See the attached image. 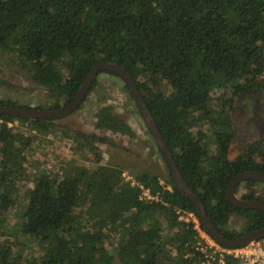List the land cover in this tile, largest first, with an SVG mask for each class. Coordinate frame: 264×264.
I'll return each mask as SVG.
<instances>
[{
	"label": "trees",
	"instance_id": "16d2710c",
	"mask_svg": "<svg viewBox=\"0 0 264 264\" xmlns=\"http://www.w3.org/2000/svg\"><path fill=\"white\" fill-rule=\"evenodd\" d=\"M0 48L19 56L26 76L54 98L53 107L75 95L94 62L123 66L215 228L232 237L264 225L263 210L235 207L225 195L234 174L264 173V140L229 158L233 130L226 108L213 99L228 93L230 103L263 69L264 0H0ZM94 113L96 127L133 133L109 105ZM19 125L37 132L24 135ZM51 130V119L0 113V215L20 180L27 146L36 141L43 150L41 133ZM73 138L97 166L59 175L43 166L16 221L38 251L18 253L0 228V264H191L200 257L192 245L196 232L176 219L173 206L198 213L170 177L167 187L156 174L137 171L134 178L158 195L139 199L138 187L122 181L120 166L102 159L97 142L105 136L76 130ZM232 213L243 218L242 231L227 226Z\"/></svg>",
	"mask_w": 264,
	"mask_h": 264
},
{
	"label": "rangeland",
	"instance_id": "374dc122",
	"mask_svg": "<svg viewBox=\"0 0 264 264\" xmlns=\"http://www.w3.org/2000/svg\"><path fill=\"white\" fill-rule=\"evenodd\" d=\"M21 60L19 56L12 51L0 48V78L4 80L8 85L4 86L0 82V98H12L18 100H28L30 102L35 100H46L45 94L41 90H35L25 84V78L23 76L24 68L20 66ZM11 73V75H10ZM8 79V81L6 79ZM218 96V97H216ZM228 93L214 94L213 99L218 105H223L224 108L228 107ZM111 99L114 107L117 111L121 112L122 116L131 123L132 126L143 132V139L138 141H127L125 136L110 135L114 141H117V145L99 144L100 154L102 159L113 166H120L121 172H125L126 175L134 177L135 173L140 170H148L156 174L161 184H165L169 187L168 168L161 157L152 148L150 137L145 133L142 127L141 121L137 117V113L134 107H132L130 100L126 97L122 91L119 81L114 77L99 76L93 93L86 99L78 110L74 113L66 116L68 120L72 122L74 126L91 125L92 110L99 103ZM234 113L235 109L233 110ZM59 121V120H58ZM56 121V122H58ZM65 122V121H63ZM76 123V124H75ZM17 126V125H16ZM204 128V127H203ZM19 130H22L24 135L30 134L29 132H37L33 129L24 128L19 125ZM103 134V131L100 130ZM42 141L46 142V147L39 151V143L31 142L26 150L27 161L22 164L18 170V178L21 180L15 181L16 188L11 190L10 203L7 205L5 212L0 215V228L4 234L5 240L13 241L16 245V251L22 255L32 257L37 250L38 244L31 240L29 235L19 232L16 221L21 211L22 198L25 197V192L29 189L30 184L33 181L34 176L43 168L48 166L54 175H59L62 170H67L68 173L74 172V170H87L97 166L98 162L86 155L81 147L77 149L76 144L68 134L62 130L52 127L50 132H42ZM128 145L134 148L137 156L129 151H125L120 146ZM75 148L73 150V148ZM63 168V169H62ZM67 173V172H66ZM122 181L123 178H122ZM84 198V197H83ZM82 202V198L78 199V203ZM78 210L81 213L82 206L78 204ZM227 226L235 231H241L244 226L243 219L236 214H232L227 223ZM3 238V239H4ZM116 241V240H115ZM102 245L110 249V244L106 238H104ZM262 243H259V246ZM261 251V250H260ZM259 251V252H260ZM264 255H259L261 257ZM116 261L113 259V262Z\"/></svg>",
	"mask_w": 264,
	"mask_h": 264
},
{
	"label": "flooded vegetation",
	"instance_id": "af4514ba",
	"mask_svg": "<svg viewBox=\"0 0 264 264\" xmlns=\"http://www.w3.org/2000/svg\"><path fill=\"white\" fill-rule=\"evenodd\" d=\"M10 75H11V73H10ZM101 75H103V76L107 75L109 77H114L119 81L121 88H122V91L125 93L126 97L130 100L132 107H134L136 110V113H137L136 118L139 121H141L142 127L145 130V133L148 134V136L150 137V142H148V145H150V143H151L152 148L155 150V153H157L159 155V157H161L162 153L160 152V150H159L156 142L154 141L145 121L143 120L127 85L124 83V81L119 76V74L114 72V71H110L107 69H98L94 73L93 77L91 78L90 83H89L81 101L78 103V105L74 109H72L66 115H63L60 117H54V118H48V117H32V118L51 119L52 120V127L54 126L57 129L62 130L63 132L68 134L70 137L75 136L76 130H80L83 132H93V133L98 134V135H103L107 138V141L102 142V143L103 144L106 143V144L112 145V146L117 145L118 142L114 141V139L111 138V136H110L111 134L115 135V136H125L127 141H133V142L138 141L140 139H143V137H144L143 132L141 130L137 129L136 127L132 126L131 123H129L122 116L121 112H119L115 109L114 104H113L111 99H107V100L99 103L98 105H96L93 108V110H92L93 114H92V119H91L92 123L89 126H87V125H83V126L78 125L77 126L76 123H75L76 126H74L72 124V122L70 120H68V118H66V116H68L69 114H72L76 110H78L80 108L81 104L86 99H88V97H90V95L94 91V88L96 86V82L98 81L99 76H101ZM23 76L25 78V84L26 85H29V87H31L32 89L35 88V90H37V91L41 90L44 92L46 100L40 99V100H35V101L30 102L28 100H18V99H12V98H0L1 100L11 99V100H14L17 104H19L16 106L29 107V108H35V109H53V108H58V107L64 106L67 103L66 102V103L61 104V101H59V103H60L59 106H56V107L51 106L54 104V98L52 96L48 95L47 91L43 88V86L36 84L35 82L31 81L26 76V71L23 72ZM6 80L8 81V79H6ZM0 82L4 86L8 85L6 82L4 83V80L1 78H0ZM89 90H90V92L84 98L85 94ZM0 104H3V103H0ZM229 104H230V106L227 107L226 110H227V114H228V118H229V123L231 125L232 130H233V135H232L231 139L228 141L227 156L229 158L233 159L235 157L241 156L245 152V149L247 148L248 145L253 144L254 142H257L259 140H264V66H263V69L256 75L253 83H251L247 86L245 85L242 92H239L236 95L232 94L231 102ZM4 105H7V104H4ZM103 105H109L110 109L114 113L119 114L123 118V120L130 126L133 133L131 135L126 134V133H116V132L109 131L108 129L96 127L95 126L96 117H95L94 112L96 110H98V108L100 106H103ZM234 109H235L236 113H234V111H233ZM56 121H58V122H56ZM63 121H65V122H63ZM100 130L103 131V134L100 133ZM102 143L97 142V146L99 144H102ZM156 147H157L158 151L161 153V155L157 151ZM120 148L124 149L125 151H129L132 154H134L135 156H137L136 151L131 146L124 145V146H120ZM98 150H99V146H98ZM161 158L165 162L163 156ZM243 171H247V170H243ZM250 171H254V170H250ZM256 172H258V171H256ZM238 173H240V172H238ZM259 173H262V172H259ZM246 179L252 180V183L247 184L245 181ZM251 192L253 194L252 197L242 196L243 194H246V193L249 194ZM234 193L237 197H239L241 199H255V200L264 201V181L255 180V179H251V178H243L234 185ZM235 207H238V208H255V207H239V206H235ZM232 214L238 215L237 213H232ZM244 232H247V231H243L237 235H240ZM237 235H235V236H237Z\"/></svg>",
	"mask_w": 264,
	"mask_h": 264
},
{
	"label": "water",
	"instance_id": "95a60500",
	"mask_svg": "<svg viewBox=\"0 0 264 264\" xmlns=\"http://www.w3.org/2000/svg\"><path fill=\"white\" fill-rule=\"evenodd\" d=\"M98 69H107L110 71H114L119 74L122 78L124 83L127 85L134 102L145 121L154 141L156 142L162 156L165 160V163L168 167L170 179L172 184L182 193H184L190 202L193 204L196 212L198 213L200 222L205 229V231L219 244L225 247H236L240 245H244L250 241H254L259 237L264 235V225L244 232L240 235L233 236V237H225L223 236L212 224L210 219L208 218L204 206L200 201L196 192H194L187 182L182 177L175 160L172 156L171 151L167 147L161 133L159 132L155 121L153 120L151 113L145 103L141 92L139 91L138 87L136 86L133 78L127 72V70L112 61L108 60H98L91 65L89 70L87 71L86 75L84 76L79 88L77 89L75 95L72 97L70 101H68L64 106L53 108V109H35L29 107H22L16 105H4L0 104V113H5L7 115H11L14 117H25V118H32V117H60L69 113L72 109H74L78 103L81 101L91 78L93 77L94 73ZM243 178H251L255 180H262L264 181V174L259 173L256 171H242L233 175L228 183L225 190L226 198L230 203L235 206L239 207H255L260 208L264 211V201L255 200V199H241L237 197L234 193V185Z\"/></svg>",
	"mask_w": 264,
	"mask_h": 264
},
{
	"label": "built area",
	"instance_id": "2783aa9c",
	"mask_svg": "<svg viewBox=\"0 0 264 264\" xmlns=\"http://www.w3.org/2000/svg\"><path fill=\"white\" fill-rule=\"evenodd\" d=\"M17 123L16 119L7 122V125ZM122 178L130 185L138 187V198L146 201L157 200V193H152L149 188L125 172H121ZM173 211L176 219L186 225H190L197 234L193 249L199 251L200 257L191 264H264V235L254 241L236 247H225L216 242L199 225V218L192 210L174 205ZM259 243L262 245L259 246ZM261 250V251H260ZM260 251V252H259ZM188 252L185 253V255Z\"/></svg>",
	"mask_w": 264,
	"mask_h": 264
}]
</instances>
